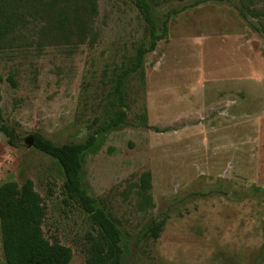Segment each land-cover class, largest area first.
Masks as SVG:
<instances>
[{"label":"rangeland","instance_id":"obj_1","mask_svg":"<svg viewBox=\"0 0 264 264\" xmlns=\"http://www.w3.org/2000/svg\"><path fill=\"white\" fill-rule=\"evenodd\" d=\"M148 2L168 34L146 55L144 80H125L120 109L116 77L150 45L133 0H96L95 14L26 6L33 17L0 45V186L31 180L45 238L87 264L97 227L65 196L60 164L29 142L82 143L126 111L83 155L80 176L121 231L122 264H264V17L245 8L264 11V0Z\"/></svg>","mask_w":264,"mask_h":264},{"label":"trees","instance_id":"obj_2","mask_svg":"<svg viewBox=\"0 0 264 264\" xmlns=\"http://www.w3.org/2000/svg\"><path fill=\"white\" fill-rule=\"evenodd\" d=\"M133 2L146 24L150 45L140 47L131 66L123 68L122 74L117 75L114 93L118 96V103L111 102L115 109L125 106L126 97L123 90L125 80L132 74H139L144 80L146 55L154 52L158 42L168 34V20L164 24L163 36L157 34V25L148 0H133ZM20 5H24L26 12L19 10ZM28 5L32 10L36 5L47 10L57 5H87L91 14L96 13V0H0V45L28 22L26 14L33 17L26 7ZM245 8L256 18L264 17V11L251 9L247 5ZM126 119L127 112L122 110L115 117H107V120L100 123L82 143L58 146L41 135L34 136L35 149L60 164L66 179L65 196L88 213L93 225L97 227L98 237L89 250L87 264H122L121 231L104 210L96 208L94 199L83 189L80 176L83 155L96 144L97 137L118 128L126 122ZM142 121L146 124L145 114L142 115ZM98 124L96 121L95 125ZM4 131L11 139L9 129L4 128ZM141 187L144 191L151 189L149 173L142 176ZM46 216L47 209L43 199L35 191L31 180L22 185L10 181L0 186V233L5 264H70L72 262L73 252L69 247L58 242L51 244L45 238L42 225ZM165 224L166 221L163 220L152 225L150 234L154 239L159 238Z\"/></svg>","mask_w":264,"mask_h":264},{"label":"water","instance_id":"obj_3","mask_svg":"<svg viewBox=\"0 0 264 264\" xmlns=\"http://www.w3.org/2000/svg\"><path fill=\"white\" fill-rule=\"evenodd\" d=\"M35 142H34V138L29 142V147L34 146Z\"/></svg>","mask_w":264,"mask_h":264}]
</instances>
